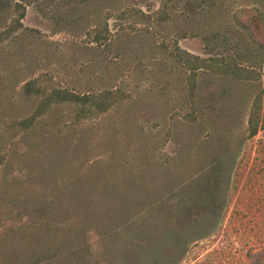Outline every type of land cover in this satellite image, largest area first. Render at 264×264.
Here are the masks:
<instances>
[{
	"label": "rangeland",
	"instance_id": "374dc122",
	"mask_svg": "<svg viewBox=\"0 0 264 264\" xmlns=\"http://www.w3.org/2000/svg\"><path fill=\"white\" fill-rule=\"evenodd\" d=\"M18 1L26 27L0 43V264H250L264 247V129L247 130L258 86L201 71L205 112L188 121L187 72L169 50L214 54L201 37L215 32L245 45L232 10L264 0H217L189 17L179 7L128 25L110 50L90 37L105 12L163 0H0V31ZM35 77L131 97L76 127L75 107L58 105L21 129L12 122L34 110L23 84Z\"/></svg>",
	"mask_w": 264,
	"mask_h": 264
},
{
	"label": "trees",
	"instance_id": "16d2710c",
	"mask_svg": "<svg viewBox=\"0 0 264 264\" xmlns=\"http://www.w3.org/2000/svg\"><path fill=\"white\" fill-rule=\"evenodd\" d=\"M209 1L163 0L156 11L153 10L151 3L147 4V10L138 5L124 6L118 12L108 10L105 12L104 19L90 33L91 41L103 46L104 50H110L116 42V36L122 34L128 25L136 29L141 24L148 23L150 19L159 22L171 20L172 13L179 16V7H181L180 13L186 14L187 17H189L188 13L195 15L196 12H207L217 5V0L212 3ZM29 2L30 4L37 3V7L43 10L48 9L43 6L42 0ZM15 12L16 15L9 27L0 31V43L12 37L15 31L26 27L24 24L27 14L26 4L22 1L16 2ZM128 17L134 18L132 23L128 22L126 19ZM231 18L235 26L247 36L248 41L245 45L243 42L245 40L240 35L230 37L225 32H215L201 38L207 42V45L214 44V49L220 48L219 52L202 56L186 51L178 44L175 50L169 51L187 72L186 83L190 109L182 112V116L188 121L196 120L200 115L199 112H205L195 102L198 76L201 71L231 76L240 82L253 83L258 86L248 113L247 130L248 136L252 138L264 129V9L258 5L239 6L232 10ZM109 19H114L119 23L117 31L112 30ZM23 91L27 97L36 101V106L29 116L13 120L12 124L21 129L32 127L50 108L58 105L75 107L72 125L76 127L88 119L103 115L114 105L131 97L130 91L122 86L81 91L70 86H49L38 77L27 80L23 84ZM247 259L250 264H264V247L259 249L251 247L247 252Z\"/></svg>",
	"mask_w": 264,
	"mask_h": 264
}]
</instances>
